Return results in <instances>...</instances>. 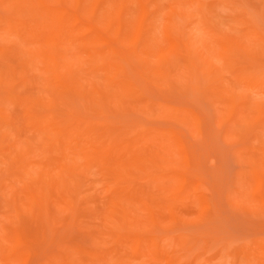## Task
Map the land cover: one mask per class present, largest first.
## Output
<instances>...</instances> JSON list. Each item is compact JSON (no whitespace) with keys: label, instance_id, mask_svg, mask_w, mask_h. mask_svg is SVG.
<instances>
[{"label":"rangeland","instance_id":"obj_1","mask_svg":"<svg viewBox=\"0 0 264 264\" xmlns=\"http://www.w3.org/2000/svg\"><path fill=\"white\" fill-rule=\"evenodd\" d=\"M9 1L0 0V17L10 15ZM44 1L79 22L69 28L75 66L64 71L86 97L68 101L94 130H84L86 139L77 132L72 149L100 143L113 159L104 164L102 153L67 163L47 141L37 146L39 85L26 79L16 40L0 37V76L10 72L0 81V264H264V0ZM37 75L28 78L43 79ZM229 88L234 107L221 97L230 98ZM97 90L108 98L102 106ZM23 144L20 159L28 162L20 166ZM42 174L48 186L56 175V191L61 175L74 187L66 180L61 187L70 192L59 198L53 190L35 206L30 191L45 195L35 184ZM115 195L127 201L122 229L108 206Z\"/></svg>","mask_w":264,"mask_h":264},{"label":"bare ground","instance_id":"obj_2","mask_svg":"<svg viewBox=\"0 0 264 264\" xmlns=\"http://www.w3.org/2000/svg\"><path fill=\"white\" fill-rule=\"evenodd\" d=\"M10 1H9V3H10L9 7L12 8L11 10H9L10 15L6 16V17H0V22H1L0 27L2 28L1 30H3V33L0 34V37L6 38V39L7 38H11V39L14 38L16 40L15 41L16 42V45H15L16 53L20 54L21 56H24L26 62L28 63V71H27L28 74H27V77H26V79L30 81V83H29V81H28V83L30 85H32V87L34 86L35 88H36V86H35L36 83L40 86V87L38 86L37 89L39 90V93H41V94H38V92H36L37 89L34 92V94H38L37 97H34V94L32 93V95H33V97H32L33 99L32 100L34 102H37V104L41 102L39 104L40 108L38 107L37 109L38 110L41 109V111L39 110L40 113L42 111H44V112H42L43 115H42V113H41V116L37 115L38 118L35 117L36 115L34 116L36 118L35 120H37V122H39V124L36 127L37 128V130H36L37 132L36 133L38 135V138L42 140V141H37V143L39 144V145L37 144V146H39V147L41 146L42 147L41 143H44L43 141H47L49 143V146L51 144V147L53 148L51 150H54L55 152H58V153H62V156L61 155L60 156L62 158H64V156H65V160L69 159V162H67V160H66L67 163H70L71 160L73 161V159H75V158H82V157H84V155H85V158H87V159L88 158L93 159L94 157H96V155H100L102 153H107L108 158L102 161L104 164H107L108 160L111 161V159H113V157H112L113 154L111 153L113 149L109 147L108 148L109 150H108V149H106L104 147H98V145L100 143L98 145L90 144L91 143L90 140H92V138L91 139L89 138L91 136L90 133H89V137H87V139L89 138L88 141H90V142L89 143L87 141L85 142V140L82 141V144L83 143L90 144L89 145L90 149L86 148L87 149L86 150L84 147H80V145H78V144H76V148H74V150L72 149V146H73L72 145V142H73L72 140L74 139V136L77 134V132L79 133L78 134L79 138H81L80 135L82 134V137L83 138L85 137V139H86V136H87L86 133H88V132H86L85 133L86 136H84L83 135L84 130L86 129V131H87V128H88V131H90L89 129H91V131L94 130L93 127H86L85 128V126H86L85 125V123H86L85 117L84 118L82 117L83 115H82L81 111L78 109V107H76V109L79 112V114H77V112L74 114V112H75L74 110H76V109H73V106L75 108L76 104L68 101V98L72 97V94H73V96L75 98H76V94L77 95L78 94L81 95V96L77 97L78 98L77 99L78 102L84 101V99L86 97L85 94H84V97H83L84 99L81 101L82 95H83L82 93L84 92L82 90V87L80 89V90H82V92H80V91L77 92V90L75 88L73 89L72 88V82L70 81V78H68V77H71V75L68 74L66 71H64L65 68L68 66V63H69L68 62V51H70L71 48L69 49L68 44H69V42H73V37H72V34H71L69 28H70V26H74V24H75V22H77L78 18H76L74 16H71V18H70L68 16V13L65 12V10L56 7V5H54V4L47 3L44 0H12V2H10ZM78 25H79V22H78V24L76 26H74V28L76 29V27ZM74 28H72V29L74 30ZM74 34H75V32H73V35ZM76 40H77V38H76ZM74 46H78L77 45V41H76ZM76 49H77V47H76ZM74 50L75 49H71V52H73ZM10 53H11V51H9L7 53L4 52V54L6 55V56L4 55V57L7 58V56H8L7 61L11 57H13V53H14V56H15V52L14 51L11 54L12 56L11 55L9 56ZM74 53H75V51H74ZM77 53L79 54V52H77ZM10 64H11V62L9 63V67L11 66ZM69 64H72V66L74 65L73 63H69ZM113 67H114L113 62H109L108 65L106 66V68L104 67V69L102 70L103 73L101 72V75L108 74V71H110V69L113 68ZM34 68H35L37 73L40 72V71H38V68L41 69L42 70L41 73L43 74V76H40L39 73H38L39 74V76H38L37 73L35 72ZM6 70L7 69L3 70L2 73H1V76H0V81L2 80V82H4V83H7V82L3 81V80H6L5 78H3L4 77L3 75L6 74V72L10 73L9 71H6ZM33 70H34V72H33ZM73 70H75V69H73ZM104 70H105V73H104ZM31 71L33 73H31ZM69 73H71V72H69ZM31 74L35 75V76L37 75L38 77H43V79L39 78V79H41L39 81L38 78H35L33 76V80H32L31 77L28 78ZM79 75H81V74H79ZM100 76H98V77H100ZM26 79H25V81H26ZM80 80H81V78H80ZM73 81L77 82V78L76 77L73 78ZM79 85H80V83L78 84V86ZM76 86H73V87H76ZM78 86H77V88H78ZM46 88L49 91L48 93L46 92ZM227 89L228 88H226V91H227ZM41 90H44V92L41 91ZM229 90H231V91H228L230 93V94L228 93V96H230V98L227 97V93L224 94V96L221 95V97L224 98L225 95H226L225 102H227L228 105L229 104L231 105V102L234 101V104H235L236 103L235 99L233 100L234 89L233 88H229ZM97 91H95V93L98 94V98H99V101H101V106H102L103 101L106 102V100H108V98H106L105 92H104V96H103V91H101V90H99L98 92ZM223 91H224V88L222 90V94H223ZM73 92H75V93H73ZM231 94H233L232 97H231ZM49 95H52V96H50V99H47L46 96H49ZM56 96H57V98L58 97L62 98V99L66 98L68 102H66V100H65V102L62 103V106L60 104H58V103H55V105L52 106L53 108L51 107L53 112L50 111V113L52 112V113H55V114L52 115V113H51V114L47 115L49 113V110H51V109L50 108L49 109H45V108H47L48 105H52L53 104L54 99H57V98H55ZM105 98H106V100H105ZM229 99H232V100H230V102H229ZM32 100H29V98H28V101H31V103H32ZM96 104L97 103H95L94 105L96 106ZM234 104L232 103L233 106L232 105L231 106L234 107ZM97 105L100 106V102ZM54 107H55L56 110L54 109ZM61 108H62V110H61ZM67 109H69V110H67ZM70 109H71V111H70ZM57 110L59 111L58 113H56ZM63 111H64V114H63ZM37 112L38 111L36 110L35 113H37ZM56 114L57 115L60 114L59 117H61V115H62V118H63V116L66 117L65 120H64V118L63 119L61 118L63 121L61 119H58ZM71 115H73L74 118ZM3 117H5V113L3 112V110H0V118H3ZM55 117H56L57 120H55ZM69 117H71V118H69ZM72 118H73V121L70 120ZM75 120H76V124H75ZM77 120H78L79 123L77 122ZM69 121H70V123H72V126H71V124H69ZM0 124H1V122H0ZM82 125H83V127H82ZM76 127H77V129H76ZM82 129H83V131H82ZM77 140H78V137H77V139H74V142H73L74 145L77 142ZM27 143H28V145H27ZM29 143H31V145H32V142H28L27 141L25 143L27 145V147L29 146ZM25 144H23L24 145L23 146V150H22V147L19 150L20 151L19 155H18L19 159L21 157H24L23 154L25 152L24 151V147H26ZM31 145H30V147H31ZM37 149H38V147H37ZM71 149H72V151H71ZM42 151H43V149H42ZM21 153H22V155H21ZM47 153H48V151H47ZM25 159H26V157L23 160L20 159L21 162H20V160H18V163H19L18 165L21 166L22 162L25 163ZM114 160H115V158H114ZM37 161H38V164H39V162L41 163L42 160H38L37 159ZM26 162H28L27 159H26ZM60 162H61V160H60ZM66 162H65V164H66ZM38 164H34L33 165V171L37 172V171H35V169L36 170L39 169L38 170V173H39L40 167L38 166ZM61 164L59 165V166H61V168L59 166L57 168L62 170V168L65 165H63V161L61 162ZM53 165H54V163H53ZM67 169H69V168H67ZM28 170H29V168L27 166V170H25L26 171L25 172V176H27L28 179H29V177L31 175L32 179H33L34 173H31L33 171H31L30 175L28 176V173H27ZM73 171L74 170H72V172L70 173V169H69V173L72 176L69 175L68 177H69L70 180L72 179L71 182L73 181V178H74L73 176H75V174H76V173H73ZM53 172H54V170H53ZM65 172L67 173L68 171L66 170ZM38 173H37V175H39ZM66 173H64L65 176H66ZM37 175L35 177H37ZM62 176L63 175H61V177ZM46 177L47 178H45V176H44V178H43V174H42L41 175V178H42L41 180L45 179L44 182H41V184L42 183L43 184L42 185L39 184L40 177L36 178L37 179L36 180L37 183H35V184H37V190H40V189H38V187L40 186V188H42L41 192H45L46 191L47 196H46V193H45V195H42V196L39 193L33 194V191H35L36 186H33L34 190H33V188H32V190L30 189L31 190L30 193L32 192V195L29 194V196L31 195L30 196L31 199H32L31 201L34 200L36 202L35 206H39L40 202H41L42 205L45 204L46 202H48L49 201L48 194H50L52 192L51 195L52 194L54 195V191H56L55 188H54L55 182L57 181L56 175L54 174V181H53L54 183L51 182V184L49 186L47 185L49 183L48 175H46ZM61 177L59 178L60 179L59 180V184L60 183L61 184L58 187L59 190L56 191V192H58V195H59V192L63 193L61 195H65L66 193H64V192H67V193L70 192V190H71L70 186H72L73 184L71 182H69V180H67L68 177L64 178V181L62 182L61 181ZM251 179L253 180V177ZM46 180H47V182L45 183ZM65 181L70 186L68 188L64 187V189H62V187H63L62 185L64 184ZM72 187H74V186H72ZM109 187H108V190H109ZM65 188H66V190H65ZM79 191H81V190H78V192ZM122 192L123 193L126 192V194L128 193L126 190L121 188L120 189V193H122ZM130 197H131V195H130ZM44 198H46L45 203H44ZM59 198H60V195H59ZM107 199H110V198L108 197ZM112 200L111 201H112L113 204L109 203L108 206L110 207L111 210H114V211H111V213L112 212L113 213L116 212V219L113 218V221H114L113 224L116 226V229H120V228L122 229L125 225L127 226V224H128V223L127 224L125 223V221L127 220L126 217H128L127 211H126L128 209L127 201H124V200L122 201L121 197L119 199L118 197H116V195H115V199H114V196H113ZM117 200H121L122 205H121V202L119 201L120 203H118ZM34 201H33V203H34ZM108 201H110V200H108ZM111 204H112V206H111ZM124 204L127 207L126 206L123 207ZM73 206H75V203L73 204ZM108 206H107V211H106V214H105L106 216L104 215L105 220H108V223H105L106 226L104 225L105 229H109V228H107V226L110 225V224H111L110 225L111 227L114 226L112 224V221L107 219V216L110 213V209H108ZM121 206L124 208V213L125 214L123 213V216H122V213L121 214H117V210H116V209L121 210L122 209ZM121 219L124 220V223H123L124 225L121 224V226H120V224H117V223H118L119 220L122 221ZM122 225H123V227H122ZM248 255H252L251 252L248 251Z\"/></svg>","mask_w":264,"mask_h":264}]
</instances>
